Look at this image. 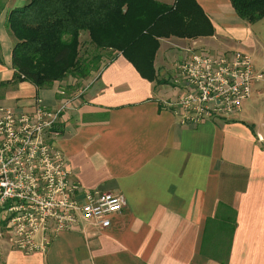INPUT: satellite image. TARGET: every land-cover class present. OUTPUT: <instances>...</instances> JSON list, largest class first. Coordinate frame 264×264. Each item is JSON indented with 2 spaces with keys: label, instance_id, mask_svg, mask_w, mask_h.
<instances>
[{
  "label": "crops",
  "instance_id": "1",
  "mask_svg": "<svg viewBox=\"0 0 264 264\" xmlns=\"http://www.w3.org/2000/svg\"><path fill=\"white\" fill-rule=\"evenodd\" d=\"M9 1L5 23L23 5ZM195 4L202 15L194 8L193 14L201 24L205 17L212 33L160 39L153 63L159 82L117 54L65 100L59 83H8L11 57L0 60V106L28 112L36 97L53 109L69 101L52 139L67 169L83 190L126 201L108 229L80 223L42 252L13 249L4 230L0 264H264V78L232 118L188 126L175 113L173 83L188 51H240L264 75V17L242 21L229 0Z\"/></svg>",
  "mask_w": 264,
  "mask_h": 264
},
{
  "label": "built area",
  "instance_id": "2",
  "mask_svg": "<svg viewBox=\"0 0 264 264\" xmlns=\"http://www.w3.org/2000/svg\"><path fill=\"white\" fill-rule=\"evenodd\" d=\"M263 78L240 51L186 52L173 76L180 124L232 118ZM68 104L53 109L36 97L28 112L0 106V238L8 231L11 247L25 254L45 251L80 223L104 231L126 204L121 194L83 190L67 169L52 139Z\"/></svg>",
  "mask_w": 264,
  "mask_h": 264
},
{
  "label": "trees",
  "instance_id": "3",
  "mask_svg": "<svg viewBox=\"0 0 264 264\" xmlns=\"http://www.w3.org/2000/svg\"><path fill=\"white\" fill-rule=\"evenodd\" d=\"M22 1L6 18L14 40L11 84L29 82L42 88L66 78L84 79L87 69L79 56L82 33L96 49L116 51L141 77L159 82L153 63L160 39L212 33L207 19L201 24L193 14L194 8L202 15L195 0H176L171 6L154 0ZM229 1L242 21L254 23L264 17V0Z\"/></svg>",
  "mask_w": 264,
  "mask_h": 264
},
{
  "label": "rangeland",
  "instance_id": "4",
  "mask_svg": "<svg viewBox=\"0 0 264 264\" xmlns=\"http://www.w3.org/2000/svg\"><path fill=\"white\" fill-rule=\"evenodd\" d=\"M12 3L9 0H0V60L9 59L11 49L13 47V37L10 36L8 29H6V23L4 22V17L6 15V9L8 6H11ZM5 23V25H4ZM5 26V28H4ZM80 51L79 56L83 61L84 66L87 69V76L83 78H66L59 83L60 91L59 94L66 98L65 100H69L73 96L79 95V93L86 85V82L89 79H92L93 75L96 74L100 66L103 63L108 62L113 58L117 53L113 50H102L96 49L94 46L89 44L88 34L82 33L80 36ZM175 49V48H174ZM187 49H185L186 51ZM188 51V50H187ZM177 70V66H176ZM175 70V73H176Z\"/></svg>",
  "mask_w": 264,
  "mask_h": 264
}]
</instances>
